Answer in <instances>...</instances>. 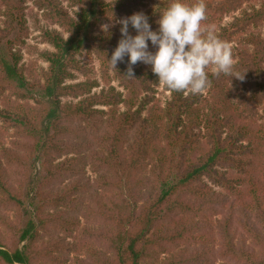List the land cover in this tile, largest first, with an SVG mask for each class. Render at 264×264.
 I'll return each instance as SVG.
<instances>
[{"label":"trees","instance_id":"16d2710c","mask_svg":"<svg viewBox=\"0 0 264 264\" xmlns=\"http://www.w3.org/2000/svg\"><path fill=\"white\" fill-rule=\"evenodd\" d=\"M68 1L81 6L75 16L61 0H34L46 19L58 23L68 36L46 33L54 47L44 53L49 66L30 79L14 51L28 34L26 0H0L4 17L0 99H7L0 120L29 140L24 148L31 161L17 157L25 177L37 162L45 172L40 184L25 192L23 185L10 181L0 156V205L27 216L20 228L21 247H9L0 233V264H68L70 254L83 249L90 262L76 256L75 264H210L213 252L207 245L196 250L190 246L207 232L218 237L227 257L264 264V81L250 93L243 91L246 79L264 74V35L246 33L264 24V0L258 8L252 0H205L203 26L212 28L219 18L248 5L216 34L228 43L239 36L234 72L244 78L217 77L209 69L206 96L164 86L170 100L164 108H153L148 117L143 116L146 95L160 85L151 65L138 62L132 66L135 78H129L128 56L116 68L108 59L122 38L118 21L141 12L153 0ZM170 3L161 0L146 10L153 31H158L160 12ZM106 20L116 24L98 31ZM129 33L138 34L131 25ZM83 51L100 61L101 79L108 86L100 92H94L99 80L91 78L92 70L77 58ZM76 71L87 79L67 83ZM113 80L126 94L111 84ZM13 95L19 99L39 95L40 100L36 107L15 106L9 97ZM64 97L78 100L63 102ZM83 151H90L93 163L104 171L94 190L82 182L81 164L88 157ZM71 153L77 156L57 161ZM6 156L10 159L13 154ZM149 158L155 159L154 184L143 197L140 173ZM66 176L79 178L59 191L47 189ZM87 196L89 203L84 206ZM26 199L33 210L26 207ZM76 213L88 224L82 225ZM76 230L81 239L74 242L59 236H72ZM248 237L259 246V254L247 244Z\"/></svg>","mask_w":264,"mask_h":264},{"label":"rangeland","instance_id":"374dc122","mask_svg":"<svg viewBox=\"0 0 264 264\" xmlns=\"http://www.w3.org/2000/svg\"><path fill=\"white\" fill-rule=\"evenodd\" d=\"M161 0H153L148 3L146 8H143L141 12L144 14L146 13V10L149 7L154 6L155 4H158ZM260 1L262 0H252V3L256 5L258 8L260 5ZM64 7L73 15L75 16L77 12L81 10V6H72V4L68 0H61ZM188 3H193L194 0H186ZM26 25H27V31L28 34L23 36V40L21 43L17 44L14 48V51L17 52L20 55V62L19 66H22L25 74L28 78H34L39 77L41 75L42 69H46L49 66V63L46 61L44 57V53L54 51L53 45L46 39V33L47 32H57L64 37L68 36V33L65 31L63 27H61L58 23H54L46 19V17L43 14V11L40 10L36 4L34 3V0H26ZM244 8H248V5H244ZM239 10L237 12L228 14L222 18H219L217 22L214 24L213 29L215 31V34H218L219 27L226 26L232 22L235 16H239L242 13V10ZM3 8L0 3V26L4 25V17L2 16ZM125 18V17H122ZM121 18V19H122ZM116 24L112 20H106L102 25L98 27V31L103 29V25H113ZM212 28V27H211ZM261 33L264 35V24L260 26H254L251 27L246 31V33ZM239 37V36H238ZM235 37L229 44L231 45L232 53L237 49V47L240 46L239 38ZM4 49H8V45L5 44ZM78 60H80L81 63L85 64L90 70H92L91 78H96L100 82V86L94 89V92H100L102 88H107L108 86L103 82L101 79V68H100V61L97 58V56L94 53H89L86 51H83L82 53L77 55ZM238 59L237 55L234 57V60L236 61ZM87 77L76 71L75 76L72 79L67 80V83H76L83 80H86ZM264 81V74L261 77H257L256 75L252 76L249 79L245 80V84L247 85L246 88H244L245 93H250L253 91L257 84L259 82ZM15 84V83H14ZM112 85L116 86L118 89L123 90L121 86H119L118 81L113 80ZM126 94V91L123 90ZM10 94V90L6 92L5 95ZM204 96H206L207 92L205 91ZM144 94L140 96V99H144ZM170 92L165 89L163 85H158L155 87L154 92L149 93L146 95L147 97V105L146 110L143 111V116L148 117L150 114V111L153 110V108L160 107L164 108L167 104V102L170 100ZM10 99H12L13 105L16 106V104H23L25 107L32 106L36 107L38 106L37 100H40L39 95H35V98H27V99H19L16 96H9ZM78 98H72V97H64L63 102H69L73 101L76 102ZM7 99L2 98L0 99V110L6 107ZM99 108H103L108 110L106 107L98 106ZM126 107L124 104L120 106L121 110H124ZM28 110V109H27ZM134 133V132H132ZM73 139V137H72ZM134 141V135L132 134L130 136V142ZM29 143V140L26 137H23L21 134L17 133V130L13 128L12 126L6 125L3 121L0 120V156L1 159L8 171V176L10 178V181L14 185L21 184L24 186V191H28L30 188H35L40 184L39 178L42 176V173L45 174V172L42 170V166L39 162L35 165L34 169L30 171V175L28 174V177H25V175L22 173V169L24 167H20V162L18 161L17 157H20L22 161H31V158H28L29 155L27 154L26 147L24 148V145ZM13 154V157L10 159L7 158L6 155ZM39 155H41V152H38ZM82 154L88 155L87 160L85 164H81L83 168V179L82 182L89 183L90 186H92V190L96 188L95 181L96 179L104 173L102 169L98 170V166L96 163H93L92 159L90 158V151L85 152L83 151ZM37 155V153H36ZM72 155L77 154H63L62 156L58 157L57 161L64 160ZM38 156V155H37ZM155 159H148L146 161L147 165L145 170H143L140 175L144 177V183L141 186L142 192L140 194L143 195V197L148 196L152 191L153 186V180H154V174L152 173V170L154 168V162ZM233 172V171H232ZM237 172V171H235ZM79 176H66L62 178L60 182H56L49 186L47 189H53L55 191L61 190L63 187L68 186L73 182V180H77ZM206 181L210 182L208 179ZM217 190H220L221 192L228 193L227 190L221 187L215 186ZM142 197V198H143ZM140 200V199H139ZM142 200V199H141ZM30 199H26V207L29 210H33L30 205ZM84 206L89 203L88 196L84 199ZM83 206V207H84ZM77 216L80 217L82 221V225L88 224L87 220L84 219L83 216H81V213H76ZM21 211H17L15 208H4L2 205H0V233L5 237V241L8 244L9 247L11 246H18L21 247L23 243L20 242V236L21 231L20 228H24L27 222V216L24 214L22 217L20 216ZM239 234H244V231L239 230ZM59 235V234H58ZM59 236H63L62 238H65L66 241L74 242L77 239H81L80 232L76 230L72 236H65L64 233H60ZM49 238V237H47ZM248 242L247 244H251L254 246L255 251L257 254H259V246H256L255 243H253L252 239L250 237L247 238ZM218 237H214L213 235L209 234V232L206 233L203 239L196 240L193 242L191 246V249L196 250L197 248L203 247H209V249L212 250L213 254L210 255L209 261L210 264H247L244 261L235 260L230 256L224 255V250L222 249V246L219 244ZM83 244H85L83 242ZM87 246V245H85ZM80 256L87 262H90V259L88 257V254L86 252V249H83L80 253H72L70 254V261L68 264H75V257Z\"/></svg>","mask_w":264,"mask_h":264},{"label":"clouds","instance_id":"9594fccd","mask_svg":"<svg viewBox=\"0 0 264 264\" xmlns=\"http://www.w3.org/2000/svg\"><path fill=\"white\" fill-rule=\"evenodd\" d=\"M205 0H171L160 12L158 31H153L148 17L137 12L119 20L122 38L109 60L116 68L125 56L129 57L127 75L134 77L133 65L143 62L151 65L158 82L166 88L185 94H203L210 84L208 70L212 75L221 74L243 79L234 72L235 60L231 45L220 40L213 28L203 26L207 19ZM131 25L137 35L129 33ZM108 31L109 25L102 26ZM149 40L156 48L149 50Z\"/></svg>","mask_w":264,"mask_h":264}]
</instances>
